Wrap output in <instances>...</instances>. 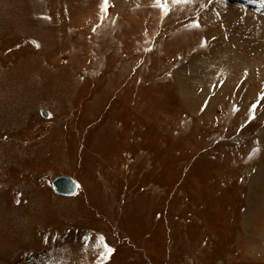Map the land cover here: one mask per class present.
I'll return each mask as SVG.
<instances>
[{
  "label": "rangeland",
  "instance_id": "rangeland-1",
  "mask_svg": "<svg viewBox=\"0 0 264 264\" xmlns=\"http://www.w3.org/2000/svg\"><path fill=\"white\" fill-rule=\"evenodd\" d=\"M215 1L0 0V264H264V0Z\"/></svg>",
  "mask_w": 264,
  "mask_h": 264
},
{
  "label": "water",
  "instance_id": "water-1",
  "mask_svg": "<svg viewBox=\"0 0 264 264\" xmlns=\"http://www.w3.org/2000/svg\"><path fill=\"white\" fill-rule=\"evenodd\" d=\"M40 113L44 116L46 114V111L44 109H41ZM51 187L58 194L72 195L76 192L77 183L72 177L64 174H59L52 178Z\"/></svg>",
  "mask_w": 264,
  "mask_h": 264
},
{
  "label": "bare ground",
  "instance_id": "bare-ground-1",
  "mask_svg": "<svg viewBox=\"0 0 264 264\" xmlns=\"http://www.w3.org/2000/svg\"><path fill=\"white\" fill-rule=\"evenodd\" d=\"M216 1H218V0H216ZM216 1H215V2H216ZM198 3H200V2H198ZM201 3H202V2H201ZM219 3H221V2H219ZM213 5H214V4H213ZM211 8H212V7H211ZM213 8H214V7H213ZM228 8H230V7H228ZM214 11H215V10H214ZM230 11H232V10H230ZM230 11H229V12H230ZM242 11H243V10H242ZM225 13H227V12H225ZM199 14H200V13H199ZM230 14H232V13H230ZM214 15H216L215 12H214ZM226 15H227V14H226ZM259 15H260V14H259ZM259 15H258V17H259ZM263 15H264V14H263ZM229 16H230V15H229ZM233 16L235 17V15H233ZM237 16H238V15H237ZM245 16H246V15H245ZM247 17H248V15H247ZM249 17H250V16H249ZM262 17H263V16H262ZM236 18H237V17H236ZM259 18H261V17H259ZM232 19H233V18H232ZM240 19H242V18H240ZM251 19H253V18H252V15H251ZM251 19H250V20H251ZM248 20H249V19H248ZM258 20H259V19H258ZM235 21L239 22V20H235ZM254 21H255V20H254ZM254 21H253V22H254ZM259 21H260V20H259ZM226 22H227V21H226ZM255 22H256V21H255ZM198 23H199V22H198ZM221 23H222V22H221ZM221 23H220V24H221ZM240 23H242V22H240ZM240 23H239V25H240ZM248 23H250V21H249ZM259 23H260V22H259ZM234 24H235V23H234ZM255 24H256V23H255ZM255 24H254V26H255ZM260 24H262V23H260ZM260 24H258V25H260ZM221 25H222V24H221ZM221 25H220L219 27H221ZM223 25H224V24H223ZM223 25H222V26H223ZM225 25H226V23H225ZM229 25H230V24H229ZM251 25H253V24H251ZM226 26H227V25H226ZM241 26H242V25H241ZM245 26H247V25H245ZM223 27H224V26H223ZM248 27H249V24H248ZM255 27H256V26H255ZM261 27H262V26H261ZM224 28H225V27H224ZM231 28H232V27H231ZM218 29L220 30V28H218ZM237 29H238V28H237ZM244 29H247V28H244ZM248 29H249V28H248ZM251 29L253 30L254 28H251ZM255 29H256V28H255ZM257 29H258V28H257ZM261 29H264V28H261ZM252 30H250V31H252ZM259 30H260V28H259ZM259 30H258V31H259ZM217 31H218V30H217ZM240 31H241V30H240ZM258 31H257V32H258ZM244 32H245V31H244ZM246 32H247V31H246ZM157 33H158V31H157ZM235 33H236V32H235ZM230 34H232V33H230ZM242 34H243V33H242ZM252 34L254 35V32H252ZM243 35H244V34H243ZM247 35H249V34H247ZM247 35H246V37H248ZM156 36H157V35H156ZM220 36H221V35H220ZM237 36H238V35H237ZM240 36H241V35H240ZM235 37H236V36H235ZM238 37H239V36H238ZM242 37H243V36H242ZM254 37H256V36H254ZM254 37H253V38H254ZM258 37H261V36L259 35ZM258 37H257V38H258ZM251 38H252V36H251ZM218 39H219V36H218ZM220 39H221V37H220ZM237 39H238V38H237ZM247 39H248V38H246V40H247ZM150 40H151V38H150ZM238 40H239V39H238ZM248 40H249V39H248ZM235 41H236V40H235ZM153 43H154V42H153ZM244 44H245V43H244ZM248 44H249V43H248ZM248 44H247V45H248ZM228 55H229V54H228ZM226 56H227V55H226ZM215 63H216V62H215ZM210 64H211V63H210ZM216 64H217V63H216ZM217 65H218V64H217ZM219 65H220V64H219ZM215 66H216V65H215ZM219 67H220V66H219ZM222 69H223V68H222ZM212 70H213V69H212ZM217 72H218V71H217ZM219 72H220V71H219ZM217 74H218V73H217ZM205 75H206V74H205ZM253 101H254V100H253ZM241 108H242V107H241ZM105 151H106V150H105ZM101 154H103V152H101ZM103 155H104V154H103ZM101 156H102V155H101ZM102 157H103V156H102ZM101 159H102V158H101ZM207 213H208V212H206V214H207ZM206 214H205V215H206ZM208 214H209V213H208ZM202 215H204V214H202ZM205 215H204V217H205ZM206 216H207V215H206ZM192 217H193V216H192ZM207 217H209V215H208ZM193 219H194V218H193ZM193 219H192V220H193ZM203 219H205V218L202 217V221H203ZM209 219H210V217H209ZM205 221H206V219H205ZM205 221H204V222H205ZM192 222H193V221H192ZM209 223H210V222H209ZM204 224H206V225H203V226L208 227V226H207V223H204ZM199 226H200V224H199ZM203 226H202V227H203ZM212 226H213V222H212ZM210 227H211V226H210ZM224 227H225V226H224ZM190 228H191V227H190ZM211 228H212V227H211ZM213 228H215V227H213ZM207 229H208V228H207ZM216 229H218V227H216ZM226 229H227V228H226ZM197 230H198V229H197ZM199 230H200V229H199ZM189 231H190V230H189ZM208 231H209V229H208ZM210 231H211V230H210ZM219 231H220V228H219ZM221 231H223V230L221 229ZM225 231H226V230H225ZM195 232H196V231H195ZM198 232H199V231H198ZM198 232H196L195 234H197ZM211 232H212V231H211ZM220 233H221V232H220ZM188 234H189V233H188ZM190 234H191V233H190ZM195 234H193V235H195ZM227 234H228V233H227ZM216 235L219 236V234H216ZM226 236H227V235H226ZM190 237L192 238V236H190ZM216 237H217V236H216ZM216 237H215V238H216ZM221 237H224V236H221ZM221 237H220V238H221ZM226 239H227V238H226ZM216 240H217V239H216ZM226 242H227V241H226ZM205 243H206V242H205ZM223 249H224V248H223ZM171 251H172V250H171ZM205 253H206V252H205ZM205 255H206V254H205ZM70 259H71V258H70ZM44 260H45V259H44ZM73 260H74V259H73ZM39 262H43V261H42V260H39ZM44 263H45V262H44ZM44 263H43V264H44ZM193 263H194V262H193ZM193 263H192V264H193ZM37 264H39V263H37ZM45 264H46V263H45Z\"/></svg>",
  "mask_w": 264,
  "mask_h": 264
},
{
  "label": "crops",
  "instance_id": "crops-1",
  "mask_svg": "<svg viewBox=\"0 0 264 264\" xmlns=\"http://www.w3.org/2000/svg\"><path fill=\"white\" fill-rule=\"evenodd\" d=\"M48 182V181H47ZM47 182H45V186L48 184ZM51 182V181H50ZM51 184V183H50ZM78 186V185H77ZM76 191H77V189H76ZM52 195H55V196H61V197H65V198H67V197H70V196H72V195H74V194H72V195H61V194H57L54 190H52ZM54 193H56V194H54Z\"/></svg>",
  "mask_w": 264,
  "mask_h": 264
},
{
  "label": "snow or ice",
  "instance_id": "snow-or-ice-1",
  "mask_svg": "<svg viewBox=\"0 0 264 264\" xmlns=\"http://www.w3.org/2000/svg\"><path fill=\"white\" fill-rule=\"evenodd\" d=\"M105 3H107V0H104ZM253 108H255V105L252 106ZM109 252L111 251V249L108 250Z\"/></svg>",
  "mask_w": 264,
  "mask_h": 264
}]
</instances>
